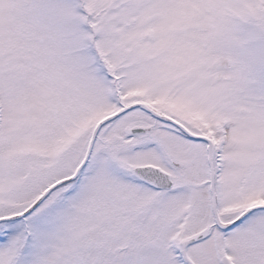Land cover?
<instances>
[{"label":"snow or ice","instance_id":"obj_1","mask_svg":"<svg viewBox=\"0 0 264 264\" xmlns=\"http://www.w3.org/2000/svg\"><path fill=\"white\" fill-rule=\"evenodd\" d=\"M0 264H264V0H0Z\"/></svg>","mask_w":264,"mask_h":264}]
</instances>
